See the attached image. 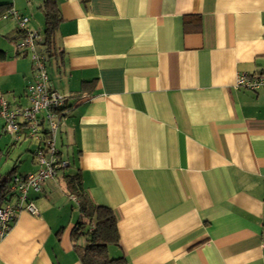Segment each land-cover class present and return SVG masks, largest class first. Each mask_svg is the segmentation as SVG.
Segmentation results:
<instances>
[{
	"label": "crops",
	"instance_id": "1",
	"mask_svg": "<svg viewBox=\"0 0 264 264\" xmlns=\"http://www.w3.org/2000/svg\"><path fill=\"white\" fill-rule=\"evenodd\" d=\"M9 9L28 17L49 88L71 107L55 134L69 167L29 189L37 214L18 213L0 264H82L74 174L116 215L110 258L264 264V88L236 87L264 74V0H0V96L14 107L34 74ZM21 135L0 117L2 174L40 168L41 142Z\"/></svg>",
	"mask_w": 264,
	"mask_h": 264
},
{
	"label": "built area",
	"instance_id": "2",
	"mask_svg": "<svg viewBox=\"0 0 264 264\" xmlns=\"http://www.w3.org/2000/svg\"><path fill=\"white\" fill-rule=\"evenodd\" d=\"M6 16L16 20L21 35L16 48L21 54H26L33 65L34 81L26 87L28 104L12 106L0 96V117L3 119V132L18 141L21 132L41 142L35 152V159L40 168L36 173L24 177H12L8 188L10 199L0 205V240L9 232L18 213L25 211L31 215L37 214L32 200L28 198V191H40L42 183L53 178L61 169L69 167V162L59 157L56 147L55 134L70 111L67 107V97L58 95L49 88L46 72V58L38 52V33L27 30L28 17L14 9H9ZM236 87H244L253 91L264 88V74L252 76L240 75L236 80ZM264 249V241L262 243Z\"/></svg>",
	"mask_w": 264,
	"mask_h": 264
},
{
	"label": "trees",
	"instance_id": "3",
	"mask_svg": "<svg viewBox=\"0 0 264 264\" xmlns=\"http://www.w3.org/2000/svg\"><path fill=\"white\" fill-rule=\"evenodd\" d=\"M1 12V11H0ZM46 29L44 44H51L55 24L58 21L57 11L50 8L46 10ZM18 33L21 35L20 31ZM39 43V42H38ZM5 58V53L0 51V60ZM69 110L70 106L67 105ZM7 153L0 149V163ZM13 171L7 174L0 172V205L6 202ZM68 188L78 200L82 221L74 228L76 234L84 236L82 246V264H126L124 258H110L108 246L118 244L117 218L112 209L95 204L84 191L78 174L67 179Z\"/></svg>",
	"mask_w": 264,
	"mask_h": 264
},
{
	"label": "rangeland",
	"instance_id": "4",
	"mask_svg": "<svg viewBox=\"0 0 264 264\" xmlns=\"http://www.w3.org/2000/svg\"><path fill=\"white\" fill-rule=\"evenodd\" d=\"M3 162V161H2ZM8 165V164H7ZM2 170H6L7 166L6 164L2 163ZM19 166V165H18ZM8 171H4L3 174H6Z\"/></svg>",
	"mask_w": 264,
	"mask_h": 264
}]
</instances>
